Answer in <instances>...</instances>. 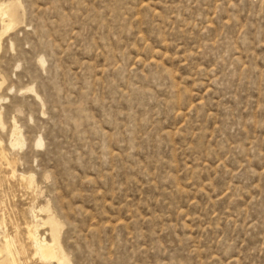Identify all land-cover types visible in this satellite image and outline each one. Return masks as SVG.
I'll list each match as a JSON object with an SVG mask.
<instances>
[{
	"label": "rangeland",
	"instance_id": "rangeland-1",
	"mask_svg": "<svg viewBox=\"0 0 264 264\" xmlns=\"http://www.w3.org/2000/svg\"><path fill=\"white\" fill-rule=\"evenodd\" d=\"M0 2V243L35 211L50 264H264V0Z\"/></svg>",
	"mask_w": 264,
	"mask_h": 264
},
{
	"label": "bare ground",
	"instance_id": "bare-ground-1",
	"mask_svg": "<svg viewBox=\"0 0 264 264\" xmlns=\"http://www.w3.org/2000/svg\"><path fill=\"white\" fill-rule=\"evenodd\" d=\"M5 11H9L10 16L13 19L16 13L15 5L12 4L4 5L2 2H0V16L3 15ZM5 21L6 20H3V22ZM1 33L2 32H0V42L3 34ZM20 131L19 130L16 131L17 139L16 142L13 143V145L23 144L22 133ZM0 155H2L1 159H5V161L7 160L8 163L10 162L4 151H2V154L0 153ZM23 178H25V176H23ZM30 217H31L30 221H26L27 225H26V234L24 236L25 237L24 239L21 238L17 233L12 232L13 234H10L4 232L3 235L4 238L2 236L3 241L2 243H0L1 244L0 257L2 258L1 261L4 260L9 264H27V261L25 259H22L23 256L21 255V253L22 254L23 252L25 253V251L29 249L28 246L30 245L31 249H33V254L37 255L41 261L49 262V264L53 260L58 263H62L64 261V255H63L62 245L59 239L60 226L58 225V223L55 221L54 218L51 217L40 218L35 211L32 213ZM4 219L5 218H3L0 221V226L4 222ZM40 219L42 220V225L46 223V225L48 224V227L50 228L49 238L40 233V227H41V224L39 223ZM26 242H28L29 244L27 245L28 249H26Z\"/></svg>",
	"mask_w": 264,
	"mask_h": 264
}]
</instances>
